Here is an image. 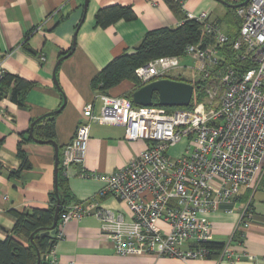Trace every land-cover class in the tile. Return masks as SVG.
<instances>
[{"label":"built area","instance_id":"built-area-1","mask_svg":"<svg viewBox=\"0 0 264 264\" xmlns=\"http://www.w3.org/2000/svg\"><path fill=\"white\" fill-rule=\"evenodd\" d=\"M235 12L240 27L232 46L237 58L253 62L250 68L239 71L220 66L221 51L217 46L225 43L228 36L203 10L186 11L185 15L200 24L211 42L189 44L182 55L155 57L134 71L140 86L165 78L179 80L181 69L194 71L192 78L186 79L203 81L208 101L192 107L167 108L136 105L125 96L102 93L98 113L94 112L93 102L85 104V121L77 125L63 149L62 169L66 172L71 164L83 162L91 123L122 125L125 139L143 140L144 148L113 172H82L80 176L103 181L98 195L119 198L132 216L125 219L98 207L92 198L66 207L59 216L61 224L95 215L120 255H167L181 260V264H193L194 260L259 264L253 255L243 261V252L230 243H224L218 252L206 245L212 241L209 213L219 209L233 213L238 209L240 221L247 226V206H238L237 196L241 187H255L264 159V0H249ZM11 54L12 51L0 53V80L6 73L1 60ZM184 57L194 60L195 66L181 64ZM173 70L177 71L175 76L171 75ZM181 141L185 142L182 153L167 155V150ZM261 188L264 190V185ZM159 220L168 224L169 230L160 228ZM60 237L58 230L57 238ZM53 247L45 255L47 262L64 264L53 257L49 259Z\"/></svg>","mask_w":264,"mask_h":264},{"label":"crops","instance_id":"crops-1","mask_svg":"<svg viewBox=\"0 0 264 264\" xmlns=\"http://www.w3.org/2000/svg\"><path fill=\"white\" fill-rule=\"evenodd\" d=\"M232 1L239 3V0ZM83 3L84 0H0V53L12 51L10 56L2 58V66L7 74L31 82L22 96L23 105L10 98L14 81L0 95V239L13 229L15 216L12 211L46 209L50 205L55 173V149L51 142L25 141L22 149L27 154L29 168L15 174L11 172L20 166L17 146L22 134L28 136L31 122L58 110L54 114L53 140L61 152L58 153V167L64 147L71 141L77 125L85 121V104L93 102L94 112H99L102 92L92 87V78L114 57L132 52L148 31L175 27L181 22L165 0H88L85 10ZM112 4L130 5L136 17L107 27L96 26V11ZM226 7L216 0L183 1L185 12L208 11L210 19L219 24V18L226 17ZM226 26L224 31H229ZM67 51L70 54L55 69V82V64ZM134 90V84L124 80L107 93L127 97ZM124 133V127L119 124H90L83 162L73 163L66 172L62 171V189L70 205L94 198L98 207L110 209L125 219L131 218L127 205L119 198L98 195L103 181L80 176L82 172H113L127 165L144 148L145 141H129ZM255 183L254 188L241 187L237 196L238 206L249 207L247 226L240 221L238 209L233 213L219 209L207 214V218L212 225V241L232 244L243 252V261H249L248 256L253 255L259 259V264H264V190L261 188L264 159ZM56 224L61 237L49 259L53 257L64 264L182 263L167 255H120L104 234L100 219L93 214L70 219L64 224L59 222L58 216ZM157 225L169 230L164 221H157ZM191 263L208 264L199 260Z\"/></svg>","mask_w":264,"mask_h":264},{"label":"trees","instance_id":"trees-1","mask_svg":"<svg viewBox=\"0 0 264 264\" xmlns=\"http://www.w3.org/2000/svg\"><path fill=\"white\" fill-rule=\"evenodd\" d=\"M165 1L171 11H173L175 15H179L182 21L181 24L175 27H162L148 31L140 43L134 47L132 52L122 53L114 57L92 78L91 85L94 89L102 93H107L109 89L124 80L131 81L136 89L140 87V85L134 71L139 65L159 56L182 55L187 45L198 43L199 41H204V43L207 44L210 41V39L206 38L202 33L200 24L186 18L185 11L182 7V2L184 0ZM226 1L236 3V1L232 0ZM241 1L243 0H239V2ZM226 11V15L229 14L232 17L230 22L232 21L233 26L228 25L229 31L226 30L228 40L217 46L221 51L220 66H230L236 70L243 71L253 66V62L250 60H241L236 57L237 52L233 49L232 42L237 37L240 20L236 15L235 8L226 7ZM135 17V12L130 5L112 4L100 7L95 13L94 21L96 26L107 27L119 20H132ZM178 79L192 83L195 86L190 103V107H192L197 103V99L201 97V84L199 81H193L182 77H178ZM12 81H14V85L11 87L9 94L10 98L20 105H23L22 96L31 87V82L5 73L4 77L0 80V95L10 88ZM131 93L132 92L127 96L129 99H131ZM154 100L156 101L157 98L154 97ZM54 114L55 112L47 113L34 123L32 132L35 138L48 142L55 139ZM29 140H31L29 135L27 137H24L23 134L21 135V139L17 146V156L21 160V163L17 171H11L13 174L25 168H29L27 154L22 149V144ZM60 154L61 152H59V155ZM57 170L58 196L61 200L58 213V216H60L70 204L68 203V195L62 189L63 169L60 162ZM56 200L57 195L55 189H53L50 193V205L46 209L33 208L20 213L12 211V214L15 216V224L12 231L5 238L0 239V264H36V248L39 250L41 256H45L48 250L55 245L58 239L57 224L53 234L45 236L35 234L37 233V229L50 227L52 225ZM247 209L249 210V207H247ZM32 233H34V236L30 239ZM22 239H24L26 243L23 242ZM206 245L214 249L215 252H218L223 247L224 243L210 241ZM39 264L49 263L46 258H41Z\"/></svg>","mask_w":264,"mask_h":264},{"label":"water","instance_id":"water-1","mask_svg":"<svg viewBox=\"0 0 264 264\" xmlns=\"http://www.w3.org/2000/svg\"><path fill=\"white\" fill-rule=\"evenodd\" d=\"M228 7L236 8L241 5H245L249 0H243L239 3H230L227 2L226 0H216ZM88 0H84L83 3V8L84 10L86 9ZM75 41V40H74ZM73 41V43H74ZM70 54V51L57 60L55 64V68L53 71V79L56 82V74H55V69L58 66L59 62L66 56ZM195 86L192 83L182 81V80H176V79H170V78H165V79H159V80H154L149 83H146L138 88H136L132 93H131V101L136 104V105H142V106H150V105H157V106H166V107H186L190 105L192 95L194 92ZM154 97L157 98V100H154ZM56 110L55 112H57ZM38 119H35L34 121L31 122L29 126V131L28 135L33 141L43 143V142H48L44 141L41 139H37L34 137L32 129L34 123ZM55 149V173H54V189L55 193L57 195V200L55 203V209H54V214H53V222L50 227H43L39 228L36 230L35 235H49L54 233L57 219H58V213L60 210V204L61 200L58 196V185H57V158H58V153H59V147L58 145L51 140L50 141ZM34 236V233L30 235V239H32ZM37 252V260L36 264H39L41 261V258H44L45 256L40 255L39 250L36 248Z\"/></svg>","mask_w":264,"mask_h":264},{"label":"rangeland","instance_id":"rangeland-1","mask_svg":"<svg viewBox=\"0 0 264 264\" xmlns=\"http://www.w3.org/2000/svg\"><path fill=\"white\" fill-rule=\"evenodd\" d=\"M233 3V2H232ZM231 15H226V17H220L219 19H220V24H221V28H223L225 25H231V26H233L232 24V21L230 22V20H231ZM230 22V23H229ZM226 28H228V26H226ZM224 29V28H223ZM187 64V65H190V66H192V67H194L195 66V61L194 60H192L190 57H184V59H182L181 60V64ZM180 72H182V77H185V78H187V77H189V78H191L190 77V75H192L193 73H195L194 71L193 72H191L190 70H183V69H181L180 70ZM177 74V71H175V70H173V71H171V75L172 76H175ZM193 81H199V83L201 84V92H202V94H201V97L200 98H198L197 99V102H202V101H208L209 100V96H208V94H207V92H206V89L205 88H203V81H201L200 79H195V77H193V79H192ZM170 108H173V107H170ZM184 146H185V142L184 141H181V142H179V143H177L176 145H174V146H172L171 148H169L168 150H167V155H170V156H173V157H175V156H177V155H179V154H181L182 153V151H183V148H184Z\"/></svg>","mask_w":264,"mask_h":264}]
</instances>
